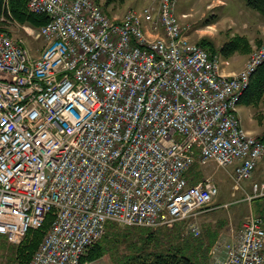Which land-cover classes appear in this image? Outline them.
Segmentation results:
<instances>
[{"label":"built area","instance_id":"1","mask_svg":"<svg viewBox=\"0 0 264 264\" xmlns=\"http://www.w3.org/2000/svg\"><path fill=\"white\" fill-rule=\"evenodd\" d=\"M178 0H152L120 19L96 0H28L47 22L38 55L0 28V235L21 242L53 219L27 264H80L108 223L194 222L217 194L195 164L236 163L234 188L264 156V137L238 114L264 45L225 72L191 42ZM226 63V62H225ZM249 200L264 195L253 183ZM212 264H264V221L251 215Z\"/></svg>","mask_w":264,"mask_h":264},{"label":"rangeland","instance_id":"2","mask_svg":"<svg viewBox=\"0 0 264 264\" xmlns=\"http://www.w3.org/2000/svg\"><path fill=\"white\" fill-rule=\"evenodd\" d=\"M96 1L109 16L118 19L122 18L127 9L131 7H142L152 3V0ZM175 13L179 17L180 23L184 25L185 31L191 42L199 43L202 40L209 41L213 44L214 49L218 50L234 35H242L248 38L251 46V51L249 53L235 52L226 57L221 54L219 50L218 52L216 51L224 62V70H227L229 66L237 68L238 63L234 62V60L233 62L230 60L239 57L238 55H247L244 62L245 64L252 51L260 45H264V16L247 7L243 0H178L175 5ZM0 20L2 21L3 18L0 17ZM24 26L17 23L15 24L14 22L8 23L7 21L6 24H0V28L5 27L13 38L24 43L30 53L36 56L43 46V41L41 38H36L34 36L32 29H28ZM257 40H261V42L258 44L256 43ZM205 47L208 48V45ZM241 68L230 72H236ZM259 110L260 111H256L253 109L255 114H259L256 116L254 122L249 124L244 116H241V121L245 127L256 130V135L259 134V136H264V106H261ZM235 165L236 163L226 167H218L212 162L205 165L195 164L194 170L198 171L200 178L209 175L214 179L217 184L218 192L207 204V207L203 209L204 211L201 215L194 219V222L198 225L200 230L198 236H193L189 233L188 223L190 221L188 220L179 221L172 227L149 228L151 231L158 233L162 240V245H167L168 240L166 239L169 235H177V238L181 236V238L190 243H199L201 241L203 244L201 250L209 246L208 264H212L215 259H219L222 246L235 239L242 221L250 216L252 205H255V200L262 199L254 198L249 200L246 197L247 194L253 193V183L257 182L260 184L261 180H264V175L261 173V170L264 172V169H262L264 168L262 162L255 167L251 177L241 181L238 188H234V181L232 179V172ZM252 213H254V211ZM260 214L264 219V214ZM203 217L204 219L202 220ZM114 225L117 233L127 234L137 241L135 236L137 235L138 237V233L140 232L136 231V227L127 228L128 226L124 225ZM106 231L104 235L107 233ZM104 235L99 241L102 242ZM139 246H141V244ZM153 248V245H148L144 250ZM9 253L10 251L5 246L3 248L0 247V264H5V259L9 257ZM129 253L130 247L128 243H119L114 247L108 246L106 254L101 258L95 261H85L83 264H116L117 260L115 259L122 258Z\"/></svg>","mask_w":264,"mask_h":264},{"label":"trees","instance_id":"3","mask_svg":"<svg viewBox=\"0 0 264 264\" xmlns=\"http://www.w3.org/2000/svg\"><path fill=\"white\" fill-rule=\"evenodd\" d=\"M243 1L247 7L264 16V0ZM27 3L28 0H0V17L3 18L2 21L0 20V24H6L7 21L8 23L14 22L15 24L17 23L37 29L44 25L48 20L47 15L30 11ZM1 28L5 29V27ZM260 42L261 40L256 41L258 44ZM199 44L203 47L208 45L207 49L211 53H216L219 50L226 57L235 52L249 53L251 51L248 38L242 35H234L229 38L218 50L214 49L213 44L209 41L202 40ZM239 104L249 106L256 111H260L259 108L264 106V62L251 74L249 85L242 94ZM195 164L188 173V176L191 178V183H196L200 178L198 171L194 170ZM263 197L264 195L258 198ZM261 212L264 214V211ZM52 219L53 212L50 211L46 214L42 224L36 228L28 229L21 242L17 245L9 243L4 236L0 235V247L3 248L5 246L10 251L9 257L5 259V264H27L42 240L43 235L48 230ZM131 227H136V231L140 232L138 233V237L137 235L135 236L137 241L127 234L117 233L115 225L108 223L106 226L107 233L104 235L102 242L98 241L89 247L81 257L80 264H83L85 261H94L101 258L106 254L108 246L114 247L119 243H128L130 253L124 255L122 258L115 259L117 260L116 264H208L209 246L201 250L203 247L201 241L199 243H190L181 238V236L177 238V235L174 236L171 234L166 239L168 240L167 245L164 246L158 233L151 231L150 227L128 226L127 228ZM138 244H141V246ZM148 245H153L154 248L144 250Z\"/></svg>","mask_w":264,"mask_h":264},{"label":"crops","instance_id":"4","mask_svg":"<svg viewBox=\"0 0 264 264\" xmlns=\"http://www.w3.org/2000/svg\"><path fill=\"white\" fill-rule=\"evenodd\" d=\"M239 57H235L234 59H231L230 61H232L233 62V60H234V62H237L238 63V66H237V68H233V67H228L227 68V70L225 69L224 71L225 72H230V71H235V70H237V69H239V68H241L242 67V65L244 64V62H245V60H246V58H247V55L246 56H240V55H238ZM263 112V111H262ZM238 114H239V116H240V118H241V116H244L245 118H246V120L248 121V123L250 124V123H252V122H254L255 121V118H256V116L257 115H259V114H255L254 113V111H253V109L251 108V107H249V106H246V105H243V104H239V106H238ZM264 114V113H263ZM243 125V124H242ZM243 127L246 129V131L247 132H249L250 134H254V135H256L257 134V131L256 130H253V129H251V128H248V127H245L244 125H243ZM258 136H259V134H258ZM260 162H262V164H263V167H264V156H262L260 159H259V161L257 162V165L260 163ZM256 165V166H257ZM262 169H264V168H262ZM261 173H262V175H264V172L261 170ZM201 179V178H200ZM199 179V180H200ZM198 180V181H199ZM256 182V181H255ZM260 183H264V180H261V182ZM255 198H258V197H255ZM256 205V206H255ZM255 205H252V212L254 211V213H252L251 212V214H250V216L251 215H254V216H259V217H261L262 218V216H261V214L260 213H262L261 211H264V197L261 199V200H255ZM261 206H262V209H261ZM257 207V208H256ZM204 210H202L199 214H198V216H200L201 215V213L203 212ZM197 216V217H198ZM202 217V216H201ZM204 219V217L202 218V220ZM245 220V219H244ZM243 220V221H244ZM242 221V222H243ZM264 221V220H263ZM203 222V221H202ZM5 238V237H4ZM6 239V238H5ZM41 242V241H40ZM230 242H232V241H229V242H227V243H225L223 246H222V249H221V251H220V254H221V256H219V258H221V257H223L224 256V251H225V248H226V244H228V243H230ZM19 244V243H18ZM40 244V243H39ZM38 244V245H39ZM13 245H17V244H13ZM38 247V246H37ZM37 249V248H36ZM34 253V252H33ZM95 261V260H94Z\"/></svg>","mask_w":264,"mask_h":264},{"label":"bare ground","instance_id":"5","mask_svg":"<svg viewBox=\"0 0 264 264\" xmlns=\"http://www.w3.org/2000/svg\"><path fill=\"white\" fill-rule=\"evenodd\" d=\"M161 227H164V226H161Z\"/></svg>","mask_w":264,"mask_h":264}]
</instances>
